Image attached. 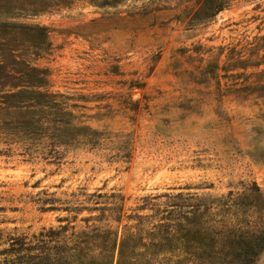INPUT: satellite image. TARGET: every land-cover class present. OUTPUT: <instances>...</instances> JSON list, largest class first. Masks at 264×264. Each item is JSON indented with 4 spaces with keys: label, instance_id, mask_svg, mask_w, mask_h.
<instances>
[{
    "label": "rangeland",
    "instance_id": "rangeland-1",
    "mask_svg": "<svg viewBox=\"0 0 264 264\" xmlns=\"http://www.w3.org/2000/svg\"><path fill=\"white\" fill-rule=\"evenodd\" d=\"M181 9L177 0L77 4L24 20L47 30L35 65L48 70L50 91L101 135L52 155L0 144V251L12 237L59 225L66 213L43 211L48 198L114 192L130 214L164 193L219 197L255 183L264 194V98L246 91L254 78L225 77L227 59L258 28L264 35V0L233 1L191 27L177 20ZM151 258L193 264L182 251ZM251 264H264V249Z\"/></svg>",
    "mask_w": 264,
    "mask_h": 264
},
{
    "label": "trees",
    "instance_id": "trees-1",
    "mask_svg": "<svg viewBox=\"0 0 264 264\" xmlns=\"http://www.w3.org/2000/svg\"><path fill=\"white\" fill-rule=\"evenodd\" d=\"M126 1L138 0H0V144L19 145L31 153L38 147L41 154L52 155L81 139L88 147L98 143L100 132L81 125V116L73 113L77 107L52 93L48 70L35 65L47 52V30L24 20L77 4L106 10ZM177 1L182 7L177 20L187 17L191 27L210 22L233 1L255 0ZM260 29L245 40L242 53L227 59L225 77L254 78L245 89L264 98ZM235 70L243 73L227 74ZM139 203L127 214L123 196L114 192L45 199L43 211L66 216L57 218V227L43 228L30 238H10L0 251V264H149L158 254L180 251L193 264H251L264 249V194L255 183L225 196L181 191L143 197Z\"/></svg>",
    "mask_w": 264,
    "mask_h": 264
}]
</instances>
